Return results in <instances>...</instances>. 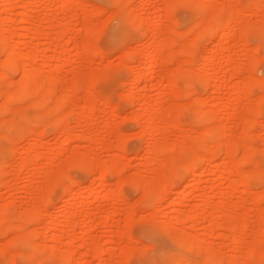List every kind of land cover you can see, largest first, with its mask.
<instances>
[{
    "label": "rangeland",
    "instance_id": "1",
    "mask_svg": "<svg viewBox=\"0 0 264 264\" xmlns=\"http://www.w3.org/2000/svg\"><path fill=\"white\" fill-rule=\"evenodd\" d=\"M171 1L119 0L115 5L111 3V0H74V6L69 8L61 5L60 0H45L39 7L33 4L34 0H0L2 10L0 24L4 29L2 33L9 38L12 33L15 34L9 42H12L17 49L20 65L18 70L6 71L7 77H4L2 73L5 68L1 70L3 67L1 61H4L5 54L0 48V76L6 78L5 80L0 78V106L6 108L8 104L9 107V109L0 108L2 110H0V212L4 210L9 216H15L17 212L12 222L6 221L5 226L0 223V248H7V252L4 250L2 253L5 257L0 255V264H11L9 261L11 259H15L12 262L14 264H37L40 258L37 256H41L43 264H60V254L69 250L77 251L71 262L73 264H79L85 253L88 256H85L86 261L80 262L81 264H98L99 262L103 264H165L169 259L161 254L162 251L171 249L180 254L187 253L185 249L176 245L174 237L170 236L173 234L161 228V222H170V220L176 227L174 233L188 234L191 238L206 244V247L213 248L219 256L224 258V263L226 259L233 258L244 264L245 262L264 264V198H260L264 190V180H262L264 177V100L261 99L264 91V33L259 31L264 23V0H257L262 4L257 11L248 9L245 11L246 25L244 26L249 29L247 31L245 29L246 34L242 31L225 33L221 27L214 25L217 32L214 42H212V35L208 34L196 45H194L196 37L201 29L193 28V24L195 25L194 21L201 14L206 21L207 17L210 20L215 10H219L217 7H220V11L226 12V9L232 10L233 7L231 14L235 15L237 9H241L250 0L244 2L243 0H202L201 2L205 4L201 12L195 8L193 0L189 4L179 3L177 4L179 7L176 6L175 10L168 11L167 6ZM82 3H85L84 7ZM27 5L32 8V16L29 21H23L21 20L22 12ZM88 5L91 6L88 7ZM88 11L90 12L87 13ZM127 14L129 16L126 18ZM75 15L79 18L73 21L70 16L75 18ZM161 16L163 19L161 18L162 20L157 23L156 19ZM208 20L206 22H209ZM69 21L71 24H68ZM36 25L38 35L35 34V30L34 32L31 30ZM65 27L69 29L68 32ZM111 28L117 29L114 34L117 35L116 39L113 37L114 41H110L108 36ZM172 28L174 31L171 30ZM61 29L66 30L65 33L60 32ZM69 32L72 37H76L75 40L69 38L71 37ZM61 33H63L62 36ZM86 45L96 47V52L82 55L87 50ZM158 46L161 49L160 52L157 49V52L154 50ZM160 46L165 47L162 50ZM180 46L187 47L189 51L185 48V53V49L182 48L184 49L182 50ZM211 46L216 50L213 63L216 65L218 80L216 78L215 82L222 87L214 92L210 85L205 86L194 75L204 71L214 75V67L205 58ZM54 49L59 52L55 56ZM151 56L161 63L153 70H147L145 66ZM259 59L262 60L258 62ZM123 61L126 64L125 67L122 65ZM181 61L184 63L182 64ZM27 65L32 71L40 74V77L44 76L39 77L40 79L48 78L41 82L44 86L51 78L55 82L52 85L54 89L46 91V93H52L48 94L49 96L44 95L48 98L44 97L45 101L43 100L41 107H33L35 99L32 100V98H35V95L30 97L32 101L30 98L24 101L18 100L23 92L18 84L23 81L24 67ZM179 66L184 75V79L179 80V84L185 90L181 93L178 89L167 87L170 79L173 78L174 70L181 71ZM189 73L194 75L192 80ZM133 74H137L135 77L137 79L132 77ZM244 78L250 79L249 82H253L254 86L253 84L251 86L252 92L238 101V97L244 94V87L242 85L238 87L236 82L243 84ZM210 82L214 83V80ZM16 85L19 89H16ZM74 86V93H72ZM41 88L42 85L40 91ZM16 90H20L17 91L20 93L19 96ZM12 92L14 95L12 97L18 96L13 98L14 101L11 96H6L12 95ZM68 94L78 96L70 100L72 95ZM85 94L90 95L88 99H91L87 100ZM64 95H66L65 99L70 98L66 106L62 104V101L66 102H64ZM81 97L86 101H83ZM69 100L72 103H69ZM61 104L64 108H60L64 112L58 107ZM182 108L185 110L181 111ZM203 110L206 113L211 112L208 113L212 114L211 123L203 121L207 118ZM134 116L138 117L139 121H136ZM151 117H154L155 121L153 127L147 126ZM65 119L67 121L65 123H68L67 129L70 130L61 132ZM246 120L249 123H245ZM5 124L8 127L6 129L3 128ZM7 124H11L14 128L11 129L14 131L12 135L9 131L11 138H4L5 134H8L6 130L9 129V125ZM245 124H249V127ZM220 125L225 127L226 132L237 137V139L234 138L235 143L239 142L242 145L238 143V148L234 144L237 148L235 153L237 160L245 158L246 142L249 144L247 148L253 149L251 160L245 167L244 173L254 170L262 178L260 177V182H253L249 190L243 189L240 185L234 186L239 179V174L235 172V175L228 178L226 174L228 164L218 166V163L222 164L225 156L224 148L231 143L226 139L223 143L221 137L210 141L206 138L210 145L217 142L223 143L224 150L210 152L214 157L213 162L200 176L199 184H193L192 169L184 172L174 162L175 156L178 159V153H180L179 157L186 160L183 158L186 154L185 156L181 154L183 151L180 150L181 145L187 148L195 145L192 142L203 139L209 127H214L217 132L216 129L222 130ZM244 126L248 128L249 140L248 135V137L245 134V137L243 136L246 130ZM40 131H43L42 134L39 133ZM37 132L38 136L41 135L40 138L36 136ZM70 135L73 138H69L72 137ZM64 139H67L68 143H65ZM64 143L67 146L63 145ZM155 143L165 146L163 149L166 151L173 149L172 155L169 152L168 155L167 152L164 155L161 154L162 152L160 155L156 153ZM176 144L180 147L177 146L179 151L175 153L172 145ZM216 147L217 145H214L213 149ZM59 150H62V154H58ZM76 151L84 158L95 161L91 168L85 164L76 163L77 159L72 158V153ZM25 158H30V161L34 158L35 163L32 160L33 163L22 166L25 164H22ZM184 161L181 162L185 163ZM111 162H118L120 169L107 176L105 183L98 181L100 169L97 168ZM160 162L164 164L161 165ZM254 162L257 164H253ZM54 172L57 179L52 175ZM66 173L75 181V184L69 191L63 192V183L68 177ZM183 174L187 182L184 180L182 184L184 187L181 189H184L189 196L182 205H177L179 196L177 192L182 183ZM57 176L63 181L60 178L58 180ZM167 176H170V179L166 184ZM137 178L142 184L145 183V187H139ZM153 182L155 184L157 182V189L160 188V190L168 185L170 192L167 193L166 201L165 199L164 202L159 201L150 195L149 187ZM95 187L102 190V194L96 199L93 198ZM47 193L48 196H46ZM47 197H49L48 201ZM205 197L207 200L210 199L207 201L210 203L206 205L201 200ZM195 208H198L196 209L198 211L200 209L199 212L204 210L207 217L202 216L204 220L199 219L201 216L197 217V223L193 225V221L188 219L186 213L189 215ZM213 210L218 211V215L221 216L217 222L214 220L213 215L216 212ZM182 212L187 216L186 221L176 219L184 215ZM212 212L214 213L211 214ZM23 215L25 219L22 218ZM28 215L35 217L29 219L31 217ZM235 216H238L241 221H246L243 240H236L235 231L229 227L228 219L230 218L228 217ZM21 218L24 219L23 222ZM129 218L132 219L133 227L127 229L124 235H115L114 240L111 241V232L125 229L127 222H130ZM17 224H20V230L14 227ZM87 224L91 225V229L84 231ZM10 225L11 227H8ZM259 225H262V228ZM259 227L260 231L257 233ZM261 230L263 234L260 233ZM19 234L22 235L23 240ZM57 234L59 238L54 239ZM15 237L21 239L22 241L18 240L21 243H17ZM93 241L106 251L101 258L95 256L96 249L92 244ZM89 242H92L91 245ZM255 243H257L255 247L261 252L257 256L248 257ZM39 244V251L31 253L32 246ZM53 245L56 250L51 249ZM47 251L50 254H47ZM124 251L130 253L127 254ZM29 254L32 255L29 256ZM203 254L193 253L191 259H205ZM44 256H47V259ZM235 260L232 261L236 262Z\"/></svg>",
    "mask_w": 264,
    "mask_h": 264
},
{
    "label": "bare ground",
    "instance_id": "2",
    "mask_svg": "<svg viewBox=\"0 0 264 264\" xmlns=\"http://www.w3.org/2000/svg\"><path fill=\"white\" fill-rule=\"evenodd\" d=\"M42 1H44L45 2V0H34V2H33V4L35 5H37L38 7L39 6H41L42 4L41 3H43ZM119 0H111V3L112 4H117V2H118ZM191 1L192 0H172L170 3H169V5L167 6L168 8H167V10L169 11V10H175L177 7H179V6H177V4H179V3H184V4H189V2L191 3ZM202 0H193V2H194V6H195V8L199 11V12H201V11H203V7H204V4L205 3H202L201 2ZM245 0H243V2H244ZM60 2H61V5H64L65 7L67 6V7H71L72 5L74 6V0H60ZM83 2V1H82ZM262 2V1H261ZM60 4V3H59ZM83 4H85V3H82V7H84V5ZM90 4V3H89ZM30 5H32V4H30ZM30 5H27L26 7H25V10L22 12V18H21V20H23V21H29L30 19H31V10H32V8L30 7ZM44 5H45V3H44ZM262 4L259 2H257V0H250L249 1V3H247V4H245L241 9L240 8H238L237 9V12H238V14H237V12H235L236 14L235 15H233V14H231V13H233L232 11L234 10L233 9V7L231 8L232 10H230V9H226L227 10V12H228V10H230L229 11V13H227L226 11H220V7H217V9H219L218 11L217 10H215L216 12H214V14L212 15V17L210 18V20H208V17H207V20L209 21V22H206L205 21V19H204V17H203V15L201 14L200 16H199V18L198 19H196V21H194L195 22V25H197L198 27H196L194 24H193V28H200L201 30H199L200 31V33L198 34V37H196L197 39H196V42H195V44L194 45H196V44H198V42L199 41H201V39L205 36V35H212V42H214V37H215V35H216V31H215V29L216 28H214V25H216V26H218V27H221L222 28V30L226 33H230V32H235V31H242L244 34H246L247 32V30H249V29H246L247 28V26L245 27L244 25H246V21H245V11L248 9L249 11H257L259 8H260V6H261ZM87 6V5H86ZM85 6V8H87ZM91 6V5H90ZM89 5H88V7H90ZM177 6V7H176ZM206 6V5H205ZM32 7H33V5H32ZM35 7V6H34ZM230 7V6H229ZM34 9V8H33ZM84 9V8H83ZM89 9V8H88ZM87 9V10H88ZM117 9V8H116ZM206 9V8H205ZM214 10V9H213ZM221 10H224V9H222L221 8ZM247 10V11H248ZM2 10H1V8H0V12H1ZM90 11H91V8H90ZM90 11H88L87 13H89ZM128 12V11H127ZM212 12V13H213ZM226 12V13H225ZM86 13V12H85ZM117 13V12H116ZM115 14V13H114ZM233 15V16H232ZM73 16V15H72ZM129 16V14H127L126 15V18ZM75 18H73V17H71L70 16V18H72V20L74 21L76 18H77V15H75L74 16ZM205 17H206V15H205ZM79 18V17H78ZM78 18L76 19V20H78ZM162 16L161 17H158V19H156V22L158 23V21H161L162 19ZM71 20V19H70ZM75 20V21H76ZM90 21V20H89ZM244 21H245V24H244ZM70 22V21H69ZM115 22V21H114ZM143 22V21H142ZM39 23V22H38ZM140 23V22H139ZM68 24H71V22L70 23H68ZM39 25V28H40V24H38ZM107 25V24H106ZM139 25V24H138ZM137 25V26H138ZM141 25H143V23L141 24ZM88 26V25H87ZM244 26V30H242V27ZM62 27H63V25H62ZM253 27V26H252ZM35 28V29H34ZM33 29H31L32 31L33 30H35V34L36 35H38L37 34V32H38V26L36 25V27H34ZM67 28H69V27H67ZM118 28V27H117ZM249 28H250V26H249ZM3 27H2V24H0V48H1V50L4 52V56H5V59H4V61H1V63H2V66L3 67H1V70H3L2 68H5V70H4V72L2 73V75L4 76V77H7L6 76V74H7V72L6 71H11L12 69H15V70H18L19 69V67H20V65H19V61H18V52H17V49H16V47H14L15 45H13L12 44V42H9V39L12 37V35L14 36L15 34H13L12 32V34H11V37L9 38V37H7V35H5V33L3 34L2 32H3ZM65 29H66V27H65ZM71 29V28H70ZM245 29H246V31H245ZM257 29H258V27H257ZM67 30V29H66ZM66 30H64V29H61L60 30V32H63V33H65V31ZM171 30H173L174 31V29L172 28ZM198 30V29H197ZM220 30V29H219ZM262 31L263 33H264V23H263V25H261L260 26V29H259V31ZM10 31V30H9ZM69 31V29L67 30V32ZM198 31V32H199ZM13 32H14V30H13ZM34 32V31H33ZM59 32V31H58ZM66 32V33H67ZM72 32V31H71ZM117 32V29L116 28H111L110 29V31H109V37H110V41L111 40H113L114 41V38L113 37H115V39H116V36L117 35H114L115 33ZM63 33H61V36H62V34ZM262 33V34H263ZM42 34H43V32H42ZM46 34V33H45ZM60 34V33H59ZM58 34V35H59ZM71 37H69L70 39H72V38H74V40H75V38L76 37H72V35L70 34V32L68 33ZM72 34H73V32H72ZM258 34V33H257ZM46 35H48V34H46ZM57 35V36H58ZM155 35H156V33H155ZM61 36H60V38H61ZM73 36H75L74 34H73ZM39 39H40V37H38ZM59 37L57 38L56 37V39H60ZM69 40V39H68ZM10 41H11V39H10ZM57 41V40H56ZM120 41V40H119ZM23 42V41H22ZM110 43H112V42H110ZM87 44V43H86ZM89 44V43H88ZM13 45V46H12ZM158 45V44H157ZM157 45H155V46H157ZM161 45V44H160ZM193 45V46H194ZM56 46V45H55ZM87 46V47H86ZM85 47H86V49L87 50H85V52H83V54L82 55H84V54H88L89 52H96V47L94 48V46H91V45H86ZM163 46V45H162ZM161 47V46H160ZM165 47V46H164ZM164 47H161L162 48V50L164 49ZM93 48V49H92ZM166 48H168V46H166ZM171 48V47H170ZM180 48L182 49V48H186V49H188L187 47H181L180 46ZM160 52L161 51V49H159V46L157 47V48H155L154 50L157 52V50ZM181 49H180V51H181ZM184 49H182V50H184ZM186 49L184 50L185 51V53H186ZM190 49H192L191 47H190ZM40 50V49H39ZM93 50V51H92ZM41 51V50H40ZM188 51H189V49H188ZM191 51V50H190ZM193 51V50H192ZM28 52V51H27ZM27 52H26V55H27ZM57 49H54L53 50V54H54V56L57 54ZM31 53V52H30ZM33 53V52H32ZM31 53V54H32ZM59 53V52H58ZM215 53H216V50H215V48L214 47H210L209 48V50H208V54L205 56V58L206 59H208L209 60V63H210V65L212 64V66L214 67V69H215V71L213 72L214 73V75H210V74H208V72L206 73L205 71L204 72H202V73H194V75H196V77L198 78V80H201V82L203 83V84H205V86H209L210 85V87H211V90H213L212 92H214V90L216 91V89H219V88H222L220 85H217L218 83H216L215 81H216V78L218 77L217 75V70H216V65H215V63H213L214 62V56H215ZM188 54H189V52H188ZM25 55V56H26ZM28 55H30V54H28ZM126 56H127V54H126ZM29 57V56H28ZM32 57V56H31ZM31 57H29V58H31ZM204 57V56H203ZM205 58H203V59H205ZM264 58V57H263ZM1 60V59H0ZM199 60V59H198ZM197 60V61H198ZM201 60H202V58H201ZM260 60H262V59H259V61L258 62H260ZM200 61V60H199ZM182 62V61H181ZM123 64L122 65H124V67H125V63H124V61L122 62ZM160 61L159 60H157V59H155L153 56H151L150 58H149V61L147 62V64H146V66H145V68L147 69V70H153L155 67H157L158 65H160ZM184 62H182V64H183ZM182 64H181V66H182ZM259 64V63H258ZM26 65V64H25ZM1 66V65H0ZM32 66V65H31ZM180 67V66H179ZM183 67V66H182ZM33 68V67H32ZM236 68V67H235ZM178 70L179 69H175L174 70V74L173 73H171V74H173V78H171L170 79V83L167 85V87L168 88H173V89H178L179 91H180V93L181 92H183V91H185L184 89H182L183 87L179 84V80H183L184 79V75H183V73H182V69H181V67H180V70L181 71H179L178 72ZM263 70H264V66H263ZM177 72V73H176ZM195 72V71H194ZM106 74H108V73H106ZM176 74V75H175ZM191 73H189V75H190ZM0 76V78H3V76ZM174 75H175V77H174ZM192 75H193V73L190 75L191 76V80L193 79V77H192ZM193 75V76H194ZM172 76V75H171ZM22 77H24L23 78V81L21 82V83H19L18 84V86L20 87V89L23 91H21L22 92V94H21V96H20V99H18L19 101L20 100H22V101H24V100H28L32 95H35V98L33 97L32 98V100L33 99H35L34 100V104H33V107L35 106V107H41V105H43L42 104V102H43V100L46 98L44 95L45 94H49L50 95V93H52V92H50V93H46V91L48 92V91H50L53 87H52V85H54L55 84V82H53L54 80L52 79H49V81L47 80H45L46 81V85L44 86V84H42L43 83V80L44 79H48V78H44V79H40L41 77L43 78L44 76H41L40 77V74H37V73H35V71H32V69H30V66L29 65H27V66H25L24 67V76H22ZM40 77V78H39ZM106 77V76H105ZM132 77H134V79H137V78H135V77H137V74L136 75H134L133 74V76ZM187 77V76H186ZM4 79V78H3ZM6 79V78H5ZM4 79V80H5ZM133 79V80H134ZM189 79H190V77H189ZM262 79V78H261ZM260 79V80H261ZM196 80V79H195ZM213 81L214 80V83H211L210 81ZM217 80H218V78H217ZM250 80V79H249ZM249 80H245V78H244V82H243V84H240V83H238V82H236V85L238 86V87H241L240 85H242L243 87H244V94L243 95H240L239 97H238V101H241L242 100V98H243V96L244 95H248L250 92H252L251 91V86H252V84H253V86H254V83L253 82H249ZM263 80V79H262ZM44 81V82H45ZM252 81V80H251ZM264 81V80H263ZM263 81H261V82H263ZM42 82V83H41ZM48 82V83H47ZM240 82V81H239ZM75 83H78V82H75ZM262 84V83H261ZM41 85H42V88H41V91H40V87H41ZM73 85H75V84H73ZM72 85V86H73ZM187 85H188V83H187ZM222 85V84H221ZM225 85V84H224ZM18 86L16 85V89H19L18 88ZM76 86V85H75ZM75 86H74V88L72 89V93H74V89H75ZM44 87H46V88H44ZM253 88V87H252ZM54 89V88H53ZM52 89V90H53ZM208 89V88H207ZM242 90H243V88H242ZM19 92L20 90H16V92ZM44 91V92H43ZM70 91V90H69ZM76 91H77V89H76ZM15 92V93H16ZM17 92V93H18ZM71 92V91H70ZM211 92V91H210ZM8 94H10V93H8ZM12 95H6V96H11V98H12V100L14 101V99L16 98V97H18L19 95H20V93H18V96L16 95V97H12V96H14L13 95V92L11 93ZM48 95V96H49ZM68 95H72L71 97V99L68 97V99H70V100H72V99H74V97L75 98H77L76 96H78V95H73V94H68ZM86 95V94H85ZM65 96L66 95H64V99H65ZM5 97V96H4ZM45 97V98H44ZM80 97V96H79ZM90 97V95L88 96V95H86V98H87V100H90V99H88ZM261 99L262 100H264V91L262 92V95H261ZM9 99H10V97H8ZM14 98V99H13ZM22 98V99H21ZM48 98V97H47ZM46 98V99H47ZM62 98V100H63V96L61 97ZM82 98V97H81ZM9 99H7V101H9ZM68 99H65L64 100V102L65 103H63V101H62V104L63 105H65L67 102H68ZM85 99V98H84ZM30 100H31V98H30ZM31 100V101H32ZM49 100V99H48ZM70 100H69V103H72V102H70ZM81 100V99H80ZM82 100H83V98H82ZM13 101H11V103L13 102ZM17 101V100H16ZM45 101V100H44ZM58 101V100H57ZM56 101V102H57ZM83 101H86V99L85 100H83ZM29 102V101H28ZM47 102V101H46ZM5 103V102H4ZM3 103V104H4ZM9 103H10V101H9ZM54 104H55V102H53ZM53 103L51 104V105H53ZM61 103V102H60ZM60 105V106H58L59 107V109H61V108H64L63 107V105ZM200 104V103H199ZM198 104V105H199ZM204 104V103H203ZM202 104V105H203ZM8 105V104H7ZM6 105V108L7 109H9V107ZM56 105H58V104H56ZM55 105V106H56ZM68 105V104H67ZM202 105H201V107H202ZM28 106V105H27ZM26 106V107H27ZM66 106V105H65ZM4 108H5V106H3ZM2 107V108H3ZM28 107H31V106H28ZM34 107V108H35ZM58 107H57V109H58ZM61 107V108H60ZM68 107V106H67ZM200 107V108H201ZM0 108H1V106H0ZM1 108V109H2ZM5 108V109H6ZM56 108V107H55ZM198 108V107H197ZM203 108V107H202ZM0 109V110H1ZM25 109V108H24ZM33 109V108H32ZM52 109H53V107H52ZM59 109H58V111H59ZM43 110V109H42ZM42 110H39V112L41 111L42 112ZM50 110H51V108H50ZM61 110H63V109H61ZM185 110V108H182V110L181 111H184ZM198 110H199V108H198ZM197 110V112H198V114H200L199 113V111ZM2 111V110H1ZM8 111V110H7ZM48 111V110H47ZM201 111V110H200ZM204 111V110H203ZM6 112V111H5ZM56 112H57V110H56ZM62 111H60V113H61ZM63 112H64V110H63ZM45 113V112H44ZM43 113V114H44ZM81 113H83L82 111H81ZM80 113V114H81ZM204 113L205 114H207V118H205V120H208V121H205L204 119H203V117H204ZM204 113H203V117H201L202 119H203V121L204 122H209L210 120H211V115L210 114H208V113H211V112H207L206 113V111H204ZM38 114H40V113H38ZM68 115H69V112L67 113ZM197 114V115H198ZM65 115V114H64ZM63 115V116H64ZM40 116V115H39ZM62 116V117H63ZM201 116H202V114H201ZM41 117V116H40ZM62 117H61V119H62ZM65 117H67V116H65ZM65 117H63V118H65ZM135 117V116H134ZM138 117L140 118V116L138 115ZM136 118L135 117V120L136 121H139V118ZM198 118H200V116L198 117ZM67 119V118H66ZM66 119L63 121V123H65V121H66ZM141 119V118H140ZM39 120V119H38ZM40 121V120H39ZM57 121V120H56ZM202 121V122H203ZM248 120H246V122L245 123H249V122H247ZM67 122V121H66ZM142 122V121H141ZM177 122H178V120H177ZM212 121H210L209 123H211ZM60 123V122H59ZM148 125L147 126H154V124H155V121H154V117H151L149 120H148ZM33 124V123H32ZM37 124H39V123H37ZM68 124V123H67ZM66 123L64 124V125H62L61 126V130H59V131H61V132H65V131H68V130H70V129H67L68 127V125H67ZM7 125H9V129H7L6 131L8 132V134L6 133L5 134V136H4V138L5 137H7V138H11V136L10 135H12V132H14L13 130L11 131V129H14L13 128V126L11 125V124H7ZM83 125V124H82ZM245 125H247V127H249V124H245ZM5 126V127H4ZM3 126V128H8V127H6V124ZM221 126V125H220ZM11 127V128H10ZM217 127V126H216ZM222 128H220V129H222V130H217L216 129V131L217 132H215V128L214 127H212L211 126V128L209 127L208 129L209 130H205L204 132H205V134H204V132H203V139L202 138H200L201 140H196V141H194V142H192V143H195V145H190L191 143H189V145L190 146H188V148L187 147H185V146H182L181 145V147H180V145H175V146H173L172 145V148H174V152L176 153V151L178 150L179 151V149L177 148V146H179L181 149L180 150H183L182 152H181V154L183 153V156H185V154H186V156L185 157H183L184 159H186L185 161L181 158V157H179L180 156V153H178L179 154V156L177 157L178 159H176V156H175V164L178 166V167H181V169L184 171V172H187V171H189V169H192V172H191V175L193 176V184H195V183H197V184H199L200 183V176L202 175V174H204L206 171H207V169H208V167L212 164V162H213V159H214V157H213V155H211V153L210 152H212V153H214V151L216 150V151H219L220 150V152H221V150L223 151L224 149V154H225V156H224V158H223V161H222V164L221 163H218V166L219 167H221V165L223 166V164H228L229 165V168H228V171H227V177L229 178V177H232V175H235L236 173L235 172H237L239 175H238V177H239V179L235 182V184H234V186H238V185H240L243 189H245V190H249V189H251V186H252V184H253V182H256V181H259L260 182V177H261V175H259L258 173H257V171L255 172L254 170H253V172H251V171H249V172H247V174H246V172L244 173V170H245V167L247 166V164H249L248 162H250V160H251V156H252V153H253V149L252 148H250L249 147V149L247 148L248 147V142H246L247 144V147H246V149L247 150H245V152H244V154H245V158L243 159V160H237L236 158H235V156H236V151H237V148L235 147V145H237V147H238V145L240 144L238 141H236V142H238V143H235L234 141H235V139L234 138H236L237 139V137H234V135L233 134H231V133H228V132H226V130H225V127L222 125L221 126ZM246 126H244V128H246V130H245V132H243V136L245 137V135L247 136L248 135V132H247V128ZM69 128H70V126H69ZM77 128H79V127H77ZM81 129V128H80ZM1 130V129H0ZM11 132V134L9 135V133ZM17 131V130H16ZM42 132L43 131H40L39 133L40 134H42ZM60 132V133H61ZM142 132H144L145 133V131H142ZM2 133V132H1ZM68 134H69V132H67ZM67 133H66V135H67ZM14 134V133H13ZM38 134V132L36 133V136H38L37 135ZM39 134V138H40V135ZM61 134H63V133H61ZM245 134V135H244ZM2 135H4V134H2ZM1 135V136H2ZM73 135V134H72ZM72 135H70V136H72ZM76 135V134H75ZM140 135H141V132H140ZM143 135V134H142ZM69 136V135H68ZM78 136V135H77ZM249 136V135H248ZM247 136V137H248ZM199 137V136H198ZM219 137H221L222 139H223V143H224V139H226L227 140V142H229L230 143V141H231V143H230V145L228 146V147H225L224 149H222V144L220 143V142H217V143H212L211 145L209 144V141L212 139H217V138H219ZM243 137V138H244ZM38 138V139H39ZM66 138H68V137H66ZM69 138H73V136L72 137H69ZM205 138V139H204ZM206 138H209L208 140L206 139ZM37 139V138H36ZM197 139V138H196ZM222 139H221V142H222ZM240 139H241V137H240ZM248 140L250 139V136H249V138H247ZM65 141V143H68L67 142V139H64ZM195 140V139H194ZM239 140V139H238ZM185 141V140H184ZM218 141V140H217ZM8 142V141H7ZM234 142V143H233ZM65 143L63 144V145H65ZM187 142H186V144H188ZM220 145H219V144ZM36 144H37V142H36ZM156 144V143H155ZM174 144V143H173ZM225 144H226V141H225ZM224 144V145H225ZM235 144V145H234ZM243 144V143H242ZM38 145V144H37ZM123 145V142L121 141V143H120V148H121V146ZM214 145L216 146L217 145V147L216 148H214L213 149V147H214ZM65 146H67V145H65ZM63 147V148H66V147ZM212 146V147H211ZM240 146H242L241 144H240ZM165 146H163V145H161V144H156L155 145V148H154V151L156 152V153H159V155H160V153L161 154H165L166 152V154L168 155V152L170 153V155H172V151H173V149L171 150L170 149V147H169V149L170 150H168L167 148V151L166 150H164L163 148H164ZM177 149H176V148ZM13 148V147H12ZM11 148V149H12ZM62 148V149H63ZM239 148V147H238ZM122 149V148H121ZM213 149V150H212ZM64 150V149H63ZM163 150L165 151V152H163ZM60 151V150H59ZM58 151V152H59ZM62 151V150H61ZM59 152L58 154H62V152ZM255 151V150H254ZM155 153V154H156ZM209 153V154H208ZM73 154V155H72ZM71 155H72V158H74V159H77V161L78 162H76V163H80V165H87V166H89L88 168H91L92 167V164H93V162H95V161H93V159H90V158H84V156H81V155H79L78 153H77V151L76 152H73ZM177 154V155H178ZM243 154V155H244ZM244 157V156H243ZM38 158V157H37ZM26 159V158H25ZM30 158H28V159H26V160H23L22 162V164H24V165H22V166H28L30 163H33V161L35 160L34 158H31V161L29 160ZM34 159V160H33ZM29 160V161H28ZM33 160V161H32ZM80 160V161H79ZM82 160V161H81ZM25 161V162H24ZM37 161V160H36ZM76 161V160H75ZM181 161H184L185 163H182ZM83 162V163H82ZM163 162V161H162ZM34 163H35V161H34ZM161 163V162H160ZM182 163V164H181ZM5 164V163H4ZM102 164H104V163H102ZM162 164H164V163H161V165ZM253 164H257L256 162H254ZM2 165V164H1ZM36 165V164H35ZM101 165V164H100ZM166 165V164H165ZM94 166V165H93ZM86 167V166H85ZM96 167H98V166H96ZM120 164L118 163V162H111L110 164L109 163H105L104 165H101V168L99 167V168H97V169H100V170H98V171H100L98 174H99V177L97 178V180L98 181H101V182H103V183H105L104 181H105V179L107 178V176H110V174H112L114 171L116 172L118 169H120ZM86 169V168H85ZM3 170V169H2ZM257 170H259V169H257ZM261 170V169H260ZM1 171V170H0ZM171 172V171H170ZM262 172V171H261ZM51 173V172H50ZM235 173V174H234ZM249 173V174H248ZM63 174V173H62ZM67 175L66 176H68V177H66V181L63 183V192H67V191H69V189H70V187L73 185V184H75V181H73L72 180V178L70 179L69 178V176L70 175H68V173H66ZM170 174V173H169ZM52 175H54V177H55V172H54V174H52ZM64 175V174H63ZM171 175V174H170ZM190 175V176H191ZM263 176V175H262ZM58 177V176H57ZM59 178L61 179V177H58V180H59ZM120 178V177H119ZM262 178V177H261ZM264 178V177H263ZM262 178V180H264ZM55 179H57L56 177H55ZM63 179H64V177H63ZM131 179V178H130ZM166 180V184H167V181L170 179V176H167L166 178H165ZM57 180V181H58ZM62 180V179H61ZM60 180V181H61ZM75 180V179H74ZM137 180V184L139 185V187H141V186H144L145 187V183L144 184H142L141 182H140V179L139 178H137L136 179ZM181 185H180V187H179V191L177 192L178 193V201L176 202V204L177 205H182L183 204V202L187 199V197L189 196V195H187V193L185 192V190L184 189H181V187H184L182 184L184 183V180H185V175L183 174L182 176H181ZM261 180V182H263ZM63 181V180H62ZM123 181H124V179H123ZM186 182H187V178H186V180H185ZM1 182V181H0ZM185 182V183H186ZM59 183V182H58ZM57 183V184H58ZM61 183V182H60ZM122 184H123V182H122ZM59 186V185H58ZM53 188H55V187H53ZM150 195L151 196H154V197H156L159 201H163L165 198H166V196H167V193H169L170 191H169V187H168V185H165L164 186V189H161L160 190V188L159 189H157L158 187H157V182H156V184H155V182H153V183H151V185H150ZM177 189V188H176ZM62 190V189H61ZM171 190V189H170ZM175 190V189H174ZM177 191V190H176ZM52 192V191H51ZM51 192L49 193V194H51ZM62 192V193H63ZM172 192H174V191H172ZM48 193H47V195L46 196H48ZM102 194V190H100V188L99 187H95L94 188V190H93V198H99L100 197V195ZM261 197H263L264 198V190L261 192V195H260V198ZM48 198L49 197H47L46 199H47V201H48ZM201 200H203L204 202L203 203H205V205L207 204V203H210V202H207L208 200L210 201V199L208 198V200H207V198L205 197L204 199H201ZM165 201H166V199H165ZM164 202V201H163ZM202 202V201H201ZM200 202V203H201ZM48 204V203H47ZM36 209V208H35ZM196 209H198V208H195V210H192L191 212H190V214L188 215V213H186L187 214V216H188V219L190 218V221L192 220L193 221V225L195 224V223H197V221H196V218L197 217H199V216H201V217H199V219H203V217L202 216H205L204 218H206L207 217V215L206 214H204V210H201V212H199L200 211V209H199V211L198 210H196ZM39 211V214H41L40 212V210H38ZM214 211V210H213ZM6 212V211H5ZM5 212H4V210L3 211H1L0 212V214L2 213V216H0V223H1V225H6V221H13V219H15L16 218V213H15V216L14 215H11V216H9V215H6L5 214ZM30 212H32V211H30ZM34 212H36V210L34 211ZM131 212V211H130ZM189 212V211H188ZM214 212H216V211H214ZM214 212H212L211 214H213ZM132 213V212H131ZM183 213V212H182ZM217 213V214H216ZM216 213H214L215 215H213V216H215L214 218V220L217 222L220 218H221V216H219L218 215V211L216 212ZM8 214V213H7ZM28 214H29V212H28ZM112 214V213H111ZM184 214V213H183ZM18 215H19V213H18ZM25 215H27V213L25 214ZM25 215H23V217L22 218H24L25 217ZM36 215V214H35ZM21 216V215H20ZM19 216V217H20ZM29 217H31L30 215H28ZM39 216V215H38ZM187 216H185V214L184 215H180V216H178V218L176 217V219H180V221L183 219H185V217L187 218ZM261 216V215H260ZM32 217H35V216H32ZM32 217L31 218H29V219H32ZM21 218V222H23V220L25 219H22ZM27 218V217H26ZM228 218H230V219H228V221H229V227L231 228H233V230L235 231V233H236V235H237V238H236V240H243L244 239V235H245V232H244V229H245V224H246V221H241V220H239V217L237 216H235V217H228ZM261 218V217H260ZM20 219V218H19ZM151 219V218H150ZM201 219V220H202ZM129 220H130V218H129ZM132 220V219H131ZM131 220H130V222H127V225H126V227H125V229H118L117 230V232H115V231H112L111 232V236H110V239H111V241H113L114 240V238H115V235H124V232L127 230V229H129V228H132L133 227V225L131 224ZM187 219H185V221H186ZM204 220V219H203ZM261 220H262V218H261ZM3 222H4V224H3ZM10 222V223H11ZM25 222H26V220H25ZM70 222V221H69ZM261 222V221H260ZM16 223V222H15ZM144 223H146V222H144ZM258 223H259V220H258ZM8 224V223H7ZM21 224V227L23 228V225H22V223H20ZM20 224H17V226H14V227H17L16 229H18V230H20L19 229V227H20ZM25 224H27V223H25ZM24 224V225H25ZM174 224V223H173ZM172 224V220H170V222L169 221H163V222H161V228H164L165 230H167V233L169 232V233H171V234H173V235H170V236H172V237H174V239L173 240H175V243H176V245L177 246H179V247H181L182 249H185L186 251H187V253H182V254H180L179 252H177V251H175V250H171V249H168L167 251H162L161 252V254H164V255H166L167 257H168V262H166L165 264H244V262H240V261H236L235 259H231V258H228V259H226V263H224V258L223 257H221V256H219L218 255V253L213 249V248H210V247H206L207 245L205 244L204 245V243H202L201 241H199V240H197V239H194V238H191L190 237V235H188V234H177V233H174L175 232V229H176V227H175V225H173ZM260 224V223H259ZM1 225H0V229H1ZM16 225V224H15ZM19 225V226H18ZM69 226H70V223H69ZM260 227L262 226V225H259ZM8 227H11V225L10 226H8ZM14 227H12V228H14ZM260 227H259V229H258V231H257V233H259V231H260ZM264 227V226H263ZM21 228V229H22ZM262 228V227H261ZM15 229V230H16ZM91 229V225L90 224H87L86 226H85V229H84V231H88V230H90ZM264 229V228H263ZM10 230V229H9ZM23 230V229H22ZM20 232H23V231H20ZM19 232V233H20ZM263 232H264V230H263ZM260 233H262V230H261V232ZM24 234V233H23ZM158 234V233H157ZM263 234V233H262ZM21 237V239L23 240V238H22V235L21 234H19ZM257 235V234H256ZM259 236H261V234H258ZM59 236V234H57V236H54V239L56 238L57 239V237ZM61 236V235H60ZM160 236V235H159ZM259 236H257L258 238H259ZM19 237V236H18ZM18 237H15V239H16V241H17V243L21 240V239H19ZM25 237H26V235H25ZM262 237V236H261ZM261 237H260V239H261ZM18 238V239H17ZM59 238V237H58ZM61 238V237H60ZM258 238H257V240H258ZM264 238V237H263ZM19 240V241H18ZM21 240V241H22ZM154 240V243H155V238L153 239ZM15 241V242H16ZM14 242V241H13ZM25 242V241H24ZM254 242H256V241H254ZM253 242V243H254ZM19 243H21V242H19ZM91 243L92 242H89V244L91 245ZM15 244V243H14ZM30 244V243H29ZM34 244V243H33ZM36 244V243H35ZM92 244H94V247H95V249H96V254H95V256L96 257H98V258H101L102 257V254L104 253V252H106V251H104L103 249H101L100 247H99V244L97 243V242H95V241H93V243ZM257 243H255L254 244V246L252 245V248L250 249V251H251V253H250V255H248V257H253V256H257L260 252L258 251V249H257V247H255V246H257L256 245ZM27 245V244H26ZM40 246V244L38 245V246H32L33 247V250H31L30 252L31 253H34V252H36V250L37 251H39V247ZM55 246L53 245V248H51L52 250L54 249V250H56L55 248H54ZM31 248V247H30ZM4 250L7 252V248H5V249H1L0 248V255L1 256H4V254H2L3 252H4ZM49 251V250H48ZM47 251V254L49 253ZM249 251V252H250ZM5 252V253H6ZM29 252V253H30ZM51 252H54V251H51ZM77 251H74V250H69V251H64L63 253L60 251V253H62V254H60V256H59V260H60V264H69V263H71L73 260H74V255H75V253H76ZM124 253H130V252H125L124 251ZM142 253V252H141ZM193 253H204L203 255H204V258L205 259H201V260H192L191 259V257H192V254ZM46 253H45V255H47ZM50 254V253H49ZM56 254V253H55ZM88 254V253H87ZM7 255V254H6ZM25 255V254H24ZM32 255V254H31ZM30 254H29V256H31ZM37 255V254H36ZM44 255V254H43ZM86 253L84 254V257H82V259H80L81 261V263H84L86 260H84L86 257ZM5 257V256H4ZM37 257H40L38 260H39V262L37 263V264H43V261L41 260V256H37ZM45 257V256H44ZM47 257V256H46ZM45 257V258H46ZM21 258V257H20ZM43 259V258H42ZM47 259V258H46ZM250 259V258H249ZM15 260V259H14ZM14 260H9L10 261V263L11 264H14V263H12ZM41 260V261H40ZM232 260H235L236 262H234V261H232ZM247 261V260H246ZM80 262H78L79 264H81ZM153 262V261H152ZM162 262V261H161ZM249 262V261H248ZM124 263V262H123ZM126 263V262H125ZM246 264H247V262H245ZM71 264H73V263H71ZM98 264H103V263H101V262H99ZM114 264H116V263H114ZM249 264H250V262H249Z\"/></svg>",
    "mask_w": 264,
    "mask_h": 264
}]
</instances>
